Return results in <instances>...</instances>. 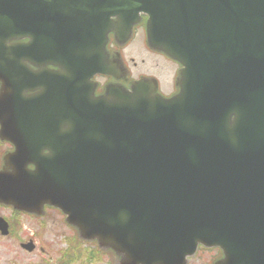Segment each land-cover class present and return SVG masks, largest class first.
<instances>
[{
	"label": "water",
	"instance_id": "obj_1",
	"mask_svg": "<svg viewBox=\"0 0 264 264\" xmlns=\"http://www.w3.org/2000/svg\"><path fill=\"white\" fill-rule=\"evenodd\" d=\"M141 13L180 92L140 79L96 98V74H121L109 33L126 41ZM0 82V202L56 206L131 264H185L198 243L264 264V0H0Z\"/></svg>",
	"mask_w": 264,
	"mask_h": 264
},
{
	"label": "rangeland",
	"instance_id": "obj_2",
	"mask_svg": "<svg viewBox=\"0 0 264 264\" xmlns=\"http://www.w3.org/2000/svg\"><path fill=\"white\" fill-rule=\"evenodd\" d=\"M143 28H138L124 45L118 43L121 52L117 45L114 46L115 51L110 54L117 55L123 76L121 81L111 80V83H119L129 89L134 80H155L159 93L168 97L178 90L176 82L180 76V63L163 51L148 46ZM95 81L105 85L110 80L97 76ZM7 143L0 140V167L3 165L2 157L14 148ZM0 216L13 224L9 235L0 234V264H131L126 256L102 245L98 239H85L56 207L46 206L41 214H35L0 204ZM30 241L34 243L32 251L21 247ZM221 257L218 248L200 247L187 258L186 264H216Z\"/></svg>",
	"mask_w": 264,
	"mask_h": 264
},
{
	"label": "bare ground",
	"instance_id": "obj_3",
	"mask_svg": "<svg viewBox=\"0 0 264 264\" xmlns=\"http://www.w3.org/2000/svg\"><path fill=\"white\" fill-rule=\"evenodd\" d=\"M13 41H14V43H15V40H13ZM9 43L12 44V42H9ZM59 162H60V161H58L57 163L59 164ZM124 256H126V255L124 254ZM126 257H127V256H126Z\"/></svg>",
	"mask_w": 264,
	"mask_h": 264
}]
</instances>
